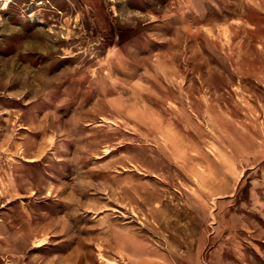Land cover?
<instances>
[{
    "label": "rangeland",
    "instance_id": "374dc122",
    "mask_svg": "<svg viewBox=\"0 0 264 264\" xmlns=\"http://www.w3.org/2000/svg\"><path fill=\"white\" fill-rule=\"evenodd\" d=\"M0 264H264V0H0Z\"/></svg>",
    "mask_w": 264,
    "mask_h": 264
}]
</instances>
